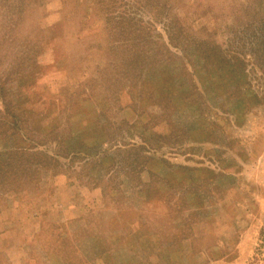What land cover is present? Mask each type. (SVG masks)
Returning a JSON list of instances; mask_svg holds the SVG:
<instances>
[{
  "label": "rangeland",
  "instance_id": "rangeland-1",
  "mask_svg": "<svg viewBox=\"0 0 264 264\" xmlns=\"http://www.w3.org/2000/svg\"><path fill=\"white\" fill-rule=\"evenodd\" d=\"M0 94V264H264V0H0Z\"/></svg>",
  "mask_w": 264,
  "mask_h": 264
},
{
  "label": "trees",
  "instance_id": "trees-1",
  "mask_svg": "<svg viewBox=\"0 0 264 264\" xmlns=\"http://www.w3.org/2000/svg\"><path fill=\"white\" fill-rule=\"evenodd\" d=\"M30 74L24 75V78L28 80L29 77H32ZM6 91H8V89H5V92ZM30 93L34 94L33 91H30ZM0 96L2 97L5 95L0 94ZM2 103H3V115L4 116L7 115L6 120L9 119V117L11 116V119L9 120H11V122L16 125L15 127H18L19 124L21 123L22 114H25L30 109V107H28V105L25 104L26 107L28 108L26 109V107H22V103H20V101L17 102L7 101L3 97H2ZM5 125H7V122L5 123ZM4 128H0V138L7 134V129ZM16 130L17 133H21L23 127L18 128ZM34 152H39V151L33 149L30 152L28 149H26L25 146L15 143L9 144L7 147H1L0 148V181H2L3 179H10V182H12L16 178L18 177L21 178L22 176H24V178L26 179V176L29 174L27 170H30L31 167L35 168L38 161L25 160L24 154L33 155ZM39 154L46 156V154L41 152H39Z\"/></svg>",
  "mask_w": 264,
  "mask_h": 264
}]
</instances>
